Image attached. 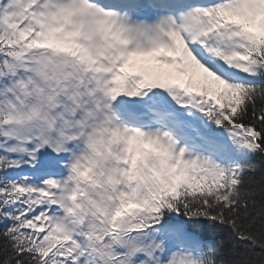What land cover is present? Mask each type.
<instances>
[{"label":"snow or ice","instance_id":"obj_1","mask_svg":"<svg viewBox=\"0 0 264 264\" xmlns=\"http://www.w3.org/2000/svg\"><path fill=\"white\" fill-rule=\"evenodd\" d=\"M0 264H264V0H0Z\"/></svg>","mask_w":264,"mask_h":264}]
</instances>
